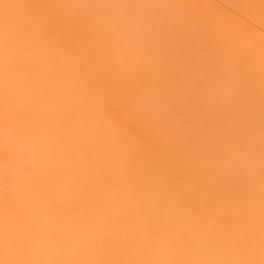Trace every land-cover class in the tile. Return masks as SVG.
<instances>
[{"label": "bare ground", "instance_id": "6f19581e", "mask_svg": "<svg viewBox=\"0 0 264 264\" xmlns=\"http://www.w3.org/2000/svg\"><path fill=\"white\" fill-rule=\"evenodd\" d=\"M0 264H264V0H0Z\"/></svg>", "mask_w": 264, "mask_h": 264}]
</instances>
